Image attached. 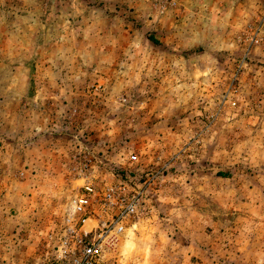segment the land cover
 <instances>
[{
  "label": "rangeland",
  "instance_id": "374dc122",
  "mask_svg": "<svg viewBox=\"0 0 264 264\" xmlns=\"http://www.w3.org/2000/svg\"><path fill=\"white\" fill-rule=\"evenodd\" d=\"M87 180L142 193L109 264H264V0H0V264Z\"/></svg>",
  "mask_w": 264,
  "mask_h": 264
},
{
  "label": "built area",
  "instance_id": "2783aa9c",
  "mask_svg": "<svg viewBox=\"0 0 264 264\" xmlns=\"http://www.w3.org/2000/svg\"><path fill=\"white\" fill-rule=\"evenodd\" d=\"M141 206L139 191L118 186L101 192L98 185L85 181L58 234L50 264H109L104 253L114 250Z\"/></svg>",
  "mask_w": 264,
  "mask_h": 264
}]
</instances>
